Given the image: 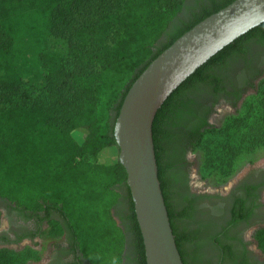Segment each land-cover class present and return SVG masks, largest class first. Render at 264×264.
I'll use <instances>...</instances> for the list:
<instances>
[{"label": "trees", "instance_id": "16d2710c", "mask_svg": "<svg viewBox=\"0 0 264 264\" xmlns=\"http://www.w3.org/2000/svg\"><path fill=\"white\" fill-rule=\"evenodd\" d=\"M234 1L0 0V199L30 217L47 209V219L62 233L61 223L51 214L57 212L90 264H121L126 237L112 211L123 198L136 253L147 264L125 168L119 161L103 164L91 158L117 147L114 126L123 101L150 63ZM42 27L67 43L68 54L42 56L45 86L41 96L32 98L17 68L16 43L24 36L36 38ZM263 53L264 23L198 68L155 118L159 178L184 264V239L170 201L175 184L171 172L182 156L178 151L195 155L206 148L207 170L218 173L210 175L224 182L232 176L231 166L228 171L220 159L230 146L216 140L207 143L217 130L207 122L200 125L197 110L204 97L226 92L229 82L234 86L236 76ZM263 75L260 71L251 80L250 90ZM247 91L232 103L234 108ZM255 237L264 252V227ZM0 264L26 262L23 254L1 248Z\"/></svg>", "mask_w": 264, "mask_h": 264}, {"label": "flooded vegetation", "instance_id": "af4514ba", "mask_svg": "<svg viewBox=\"0 0 264 264\" xmlns=\"http://www.w3.org/2000/svg\"><path fill=\"white\" fill-rule=\"evenodd\" d=\"M250 67L242 76H236L234 86L229 82L226 92L201 100L197 110L200 125L212 124L218 111L234 108L232 103L239 94L250 91L251 80L264 71V53L256 57ZM180 150L181 162L177 170L171 172L175 184L170 201L177 216L179 235L184 239L182 248L187 264H264V252L255 237L256 231L264 227V167L250 168L231 185L229 182L215 188L207 184L200 186L195 181L193 152L184 154ZM124 191L121 189L122 194ZM0 205L1 218L6 223L0 228V249L40 243L45 230L51 226L46 217L47 209L30 217L15 204L0 199ZM114 210L126 237L121 264H143L127 221L128 202L122 198ZM51 214L64 230L62 242L52 246L53 252L46 264H90L76 249L67 221L55 211Z\"/></svg>", "mask_w": 264, "mask_h": 264}, {"label": "water", "instance_id": "95a60500", "mask_svg": "<svg viewBox=\"0 0 264 264\" xmlns=\"http://www.w3.org/2000/svg\"><path fill=\"white\" fill-rule=\"evenodd\" d=\"M264 23V0H235L159 55L133 83L115 122L147 264H184L159 178L153 125L164 103L198 68Z\"/></svg>", "mask_w": 264, "mask_h": 264}, {"label": "rangeland", "instance_id": "374dc122", "mask_svg": "<svg viewBox=\"0 0 264 264\" xmlns=\"http://www.w3.org/2000/svg\"><path fill=\"white\" fill-rule=\"evenodd\" d=\"M204 1V0H199ZM196 6V5H194ZM33 36H24L16 43L17 68L24 80V89L32 98L43 94L44 69L42 56H67L68 45L45 31L42 27ZM264 75L256 82V88L248 91L239 101L236 108H224L217 112L212 121L216 132L207 138L208 144L225 142L230 151L220 157L228 165L225 169L233 172L226 182L218 179L217 172L207 170L206 148L196 153L194 159V174L196 185L211 186L213 188L230 182V185L242 178L250 168L264 167ZM214 140H216L214 142ZM215 146H210V148ZM234 158V162L230 160ZM92 162L114 164L119 161V149L115 146L104 149ZM223 166V167H224ZM220 170V169H219ZM221 172V171H220ZM224 182V184L222 183ZM2 206L0 205V228L6 223L2 220ZM113 215L118 225L120 223L115 210ZM119 225V226H120ZM121 227V226H120ZM62 233L55 231L51 226L45 230L40 238V243L28 244L10 248L23 254L26 264H46L48 257L53 252V245L62 242Z\"/></svg>", "mask_w": 264, "mask_h": 264}]
</instances>
